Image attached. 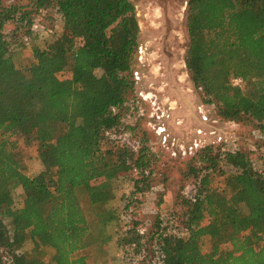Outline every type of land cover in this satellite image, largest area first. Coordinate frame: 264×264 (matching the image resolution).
Listing matches in <instances>:
<instances>
[{"label": "trees", "instance_id": "trees-1", "mask_svg": "<svg viewBox=\"0 0 264 264\" xmlns=\"http://www.w3.org/2000/svg\"><path fill=\"white\" fill-rule=\"evenodd\" d=\"M50 9L64 36L18 68L11 40L30 45L41 36L33 24ZM186 27L185 64L204 103L264 138V0H188ZM139 32L131 0H0V264H92L85 252L110 238L136 195L154 189L152 154L125 122ZM20 140L37 144L44 171L26 174ZM187 167L193 180L181 211L159 213L145 228L120 227L125 264H264V170L251 151L206 146ZM122 173H135V189L117 217L100 206ZM26 239L32 253L21 251ZM44 248L53 250L51 262Z\"/></svg>", "mask_w": 264, "mask_h": 264}, {"label": "rangeland", "instance_id": "rangeland-1", "mask_svg": "<svg viewBox=\"0 0 264 264\" xmlns=\"http://www.w3.org/2000/svg\"><path fill=\"white\" fill-rule=\"evenodd\" d=\"M131 1L136 7L140 32L135 89L130 97L135 101L125 122L137 130L139 137L143 136V142L152 154L154 189L144 196L136 195L138 203L122 215L121 223H113L110 238L102 246L85 252L92 264L127 262L123 251L125 243L119 244L122 236L119 229L123 224L139 221L145 228L155 223L159 213L167 216L181 211L180 196L190 193L193 180L186 179L187 163L203 147L220 145L228 150L240 147L251 151L255 167L264 170V138L251 126L221 120L216 107L204 103L201 91L190 78L185 65L189 44L188 0ZM37 22L42 26L41 36L32 37L30 45L21 37L11 40L13 59L18 68L31 63L35 48L44 49L64 36L63 23L55 10L43 12ZM9 31L5 28L6 33ZM132 136L130 133L123 135L131 146L135 145ZM20 143L26 174L35 176L44 171L46 166L37 144L22 140ZM134 176L135 173H122L112 181V193L100 208L113 210L118 217L126 204L125 197L135 189ZM13 196L15 206H20L24 199L22 188L17 187ZM85 209L91 217L92 209L87 205ZM33 249V242L26 239L21 251L32 253ZM52 255V249H42V258L46 262H51Z\"/></svg>", "mask_w": 264, "mask_h": 264}, {"label": "built area", "instance_id": "built-area-1", "mask_svg": "<svg viewBox=\"0 0 264 264\" xmlns=\"http://www.w3.org/2000/svg\"><path fill=\"white\" fill-rule=\"evenodd\" d=\"M32 28H33L34 31L39 32L40 29L42 28L41 23L36 21V22L33 24V27H32ZM24 42H25L26 44H29V39H28V38H25V39H24ZM231 83H232L233 86H240V87L243 86V84H244V82H243V80H242L241 78H233V79L231 80ZM141 231L143 232L144 229L142 228Z\"/></svg>", "mask_w": 264, "mask_h": 264}, {"label": "flooded vegetation", "instance_id": "flooded-vegetation-1", "mask_svg": "<svg viewBox=\"0 0 264 264\" xmlns=\"http://www.w3.org/2000/svg\"><path fill=\"white\" fill-rule=\"evenodd\" d=\"M186 65V64H185Z\"/></svg>", "mask_w": 264, "mask_h": 264}]
</instances>
